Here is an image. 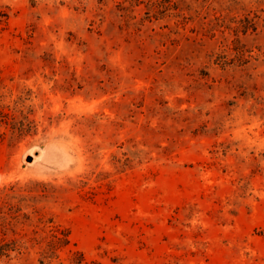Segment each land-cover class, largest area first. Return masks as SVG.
<instances>
[{
	"label": "rangeland",
	"instance_id": "374dc122",
	"mask_svg": "<svg viewBox=\"0 0 264 264\" xmlns=\"http://www.w3.org/2000/svg\"><path fill=\"white\" fill-rule=\"evenodd\" d=\"M0 264H264V0H0Z\"/></svg>",
	"mask_w": 264,
	"mask_h": 264
}]
</instances>
